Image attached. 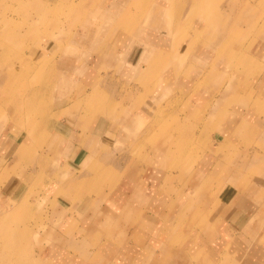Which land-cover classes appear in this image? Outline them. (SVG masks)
Wrapping results in <instances>:
<instances>
[{"label":"rangeland","instance_id":"1","mask_svg":"<svg viewBox=\"0 0 264 264\" xmlns=\"http://www.w3.org/2000/svg\"><path fill=\"white\" fill-rule=\"evenodd\" d=\"M107 1L0 0V35H2L0 37V77L3 78L2 81L0 80V221L7 220L5 224H0V246L6 243L2 238V233L5 234L2 229L11 227L18 228L24 233V236L19 239L20 264H59L65 255L68 261H71L69 264H156L154 259L159 257L160 264H174L175 261H172L176 259L177 252L187 253L188 256L184 255L185 264H189L193 258V263L196 264L195 260L199 261L203 257L214 264L217 262L219 264H246L241 253L240 255L236 253V258L229 256L226 261H217L215 255L218 252L217 249H213L212 243L209 244L210 241L206 237L203 241L200 240L203 235L200 230L203 229L202 225L197 222H187L182 230L172 232L175 234H171L173 238L170 239L169 245L174 249L171 247L170 255L168 252L167 254L163 252L153 254L149 250V245L155 238L159 225L156 223L157 220L149 217L152 215L150 209L152 197L148 203L137 201L139 199L137 191L142 185L139 173L140 176L137 177L136 182L130 183L132 188L133 185L136 188L135 192L133 189L129 193V197L132 195L131 201L134 209L130 219L100 221L94 218L97 216V211L105 210L110 199L119 197L122 198L123 204L128 202L129 197L126 201L122 191L128 181L127 175L130 171L139 166L143 170L144 164L149 162L162 169L166 167L182 171L187 167L172 165V163L176 164L178 162L176 159H182L181 163L194 162V157L199 153L201 157L195 164L197 168L202 159H207L215 150L216 144H211L206 139L207 133L213 132L218 141L222 138L216 132L218 128L212 124L218 120L212 121L213 118H210V111L207 108L202 109L195 106L197 109H202L198 111L204 116L202 121L209 120L210 126L214 127H209L208 124L202 125L203 122L194 125L189 121L185 122V119H180L186 111L189 113L192 110L188 96L187 99L183 95L182 99L176 98L157 103L155 112L150 107L151 97L152 94L161 95L162 90L169 93L167 89L172 88L170 78L172 82L174 75L178 74L177 69L171 68L170 65L175 57L182 56L185 61L194 53L200 58L201 55H205L202 54L203 51H207V56L212 55L209 51L215 53L210 70L215 60L222 56L244 60L247 55H250L249 59L254 61V65H259L257 59L261 55L259 57L262 59L260 62L263 63L261 69L256 66L247 69L241 64L240 68L245 73L238 70L234 73L239 74L238 76L241 73L245 82L249 81L250 73L256 70L260 71L258 77H263L264 45L260 44L258 38L264 31V0H229V11L226 10L227 0H212L215 2L207 7L199 6L198 9L193 6L190 8L188 17L177 24L179 7L170 10L166 8L170 0H155L154 4L157 1L165 3L160 15V19L164 22L160 24L163 30L169 28L170 32L162 31L166 37L162 38L161 46L162 48L170 46L171 52L167 55L162 52L161 63L151 65V70L146 71V84L141 83L139 79V83H135L136 79L128 74L126 79L125 74L122 76L123 71L117 64L119 62L124 64L128 55L109 52V55L99 56L96 51L101 42L102 32L99 31L105 25L102 20ZM139 1H143L148 12L149 8L154 6L152 4L154 0ZM246 2L256 6L255 12L249 10L250 6ZM42 7L46 9L44 14L41 12ZM181 7L187 10L189 6L186 7L184 4ZM227 13L241 14V19L232 20L231 16L225 15ZM147 24L151 28L158 26L153 22H147ZM174 25L178 28V41L175 38V32L173 36L169 35ZM150 26L137 27L135 23L126 31L129 34L139 35L142 33L141 29H148ZM118 34L114 35L113 44L116 43ZM10 35H17V37L14 41H7ZM136 35H132L133 41L137 45H142L143 41L135 40H141V37H136ZM189 41L194 43L195 51L190 52L185 48V44ZM141 47H134V60L142 54ZM91 49H95V52H91ZM117 49L121 50L119 47ZM117 53H119L118 50ZM45 63L47 66L44 76L39 79L36 77L38 68ZM65 63L69 65V73L62 67ZM79 63L84 64V69L76 78L75 82L79 84L75 85L72 75L75 72V66ZM110 64L114 68H111ZM180 65L182 64L177 63V67ZM63 77L65 80L68 77L69 80L66 82L69 86L59 88L58 80ZM10 78L13 82L8 84L7 81ZM180 79L184 80L182 75ZM243 79L238 78V81L243 82ZM164 86L167 89H163ZM187 87L188 85H178L177 91ZM200 87L201 85H196L193 90ZM220 87L221 82L208 89L205 87V89L211 93L210 98H213L219 93ZM34 88H38V93H35ZM245 89L246 86L242 84L239 89L231 87L233 92L230 93L244 95ZM177 91H172V93ZM30 95L35 98L36 106L27 105ZM63 95L64 99L61 100L60 97ZM19 102L22 103L19 104ZM239 103L242 102L235 100V102L226 103L230 115L238 113L239 109H242V112L247 111L248 106L244 107ZM260 107L264 108V105L261 104ZM129 109L130 114L145 109L146 113H150V118L146 125H139L134 129L133 134L130 133L131 136H126V130L121 121L123 116L128 115ZM19 114H22V120H18ZM71 115L75 116L78 121L77 125L73 127L75 129L70 125L66 126L77 133L75 132V137L72 138V144H68L71 148L65 152V149L58 148L56 141L57 137H63L69 142L72 137L70 133H65L66 138L64 134L59 133L62 131L61 126L64 121H67L66 124L72 123ZM105 119L108 120L107 127H111L109 135H105L106 127V130L102 131L94 141L93 149H88L86 142H88L87 137L91 127ZM226 119L228 123L233 120L232 117L229 119L227 116ZM255 121L256 125L252 132L242 137L230 132L231 125L222 127L223 130L228 131L229 140L223 148L216 151V155L217 157L225 156L224 159L232 162L229 165L230 168L233 162L242 158L240 153L247 156L251 150L257 149L255 151L260 150L264 154V109H261ZM179 126L182 128L189 126V128L186 129L187 132L179 134ZM257 126L258 132L254 131L257 130ZM190 128L197 136L195 142L199 151L195 148L192 136L189 135ZM91 139L94 140V136ZM175 140L181 145L174 144ZM24 145H28L29 152ZM162 146H170V151L165 156L167 161H170V165H159L158 151L160 149L158 148ZM21 147L23 148L20 151ZM149 147L151 150L147 151ZM154 148L156 152L153 154ZM85 149L88 150L85 151ZM16 150L18 153L15 152ZM86 153H89L87 155H91L92 159L90 157L85 159ZM16 154L18 155L17 160L13 161L12 157L16 158ZM143 157L148 160H143ZM82 159L85 163L81 168L79 165ZM139 159L143 160L141 165L138 163ZM94 161L95 165L92 166ZM75 167L83 172L101 167L107 171L108 176L95 185L94 183L91 186L87 184L81 190L79 188L70 190L82 174L78 173L79 170L76 171ZM260 168L257 166L254 169ZM231 170L233 167L228 168L227 171L226 169L221 170L220 176L212 181L208 178V189L213 185L216 192L221 188L230 192L235 190L236 184L232 182L233 171ZM249 175L248 178L251 179L253 174ZM112 179L118 180L113 189L115 182H112ZM188 180L186 176L184 181L174 182L171 186L167 184L164 189H167L166 194L171 198L175 197L183 186H187ZM241 185L239 184L240 196L242 195L254 204L264 202V191H260L251 199L245 195V191L243 192V189L247 187L243 186V183ZM239 187L237 186L236 190ZM61 189H64L65 193L59 195ZM79 193H81L80 199L76 198ZM232 194L231 198H235L234 191ZM239 194L237 192V196ZM210 218L209 222L212 223L214 220ZM88 219H91L90 222H100L101 228H94L86 234ZM254 219L256 220L255 217ZM198 236L200 238H197ZM257 245L264 250V234L260 235ZM1 247L0 258L4 257L3 260H8L10 253ZM198 252H201V257L195 258L194 255ZM139 256L140 258H137ZM3 260L0 264H7ZM11 261V264H16L15 259Z\"/></svg>","mask_w":264,"mask_h":264},{"label":"crops","instance_id":"2","mask_svg":"<svg viewBox=\"0 0 264 264\" xmlns=\"http://www.w3.org/2000/svg\"><path fill=\"white\" fill-rule=\"evenodd\" d=\"M170 0V3L167 4V9H175V7H180L182 9L181 17L185 18L188 17V12L190 8L193 7V1L192 0ZM185 1V2H184ZM199 3V6L206 7L209 4H212L215 1L212 0H195ZM155 0L152 2L154 4ZM218 2V1H217ZM229 0H227V6L226 10L229 11ZM165 5L162 1H157L154 6H161ZM189 6L188 9H184L181 7L182 5ZM249 6L252 4L249 2H246ZM181 5V6H180ZM153 7V6H152ZM106 11L104 15V19L102 20L105 25L103 29H101L99 32H102L101 36V42L99 45V49L104 48L106 51L110 53H115L117 55L123 54L128 55L126 62L124 61V64H117L119 66L120 70L122 72V76L125 74V79L128 77H134L136 79L135 83H139L138 79L141 80V83L146 84V71L151 70V65L155 64V60L161 56V53L168 54V52H171L170 46L169 47H163L162 44V38L166 37L165 33H162L163 27H161V22H164L160 19L161 12H157L154 15V20L152 21L154 25L158 24V26L155 27H148V29H141L142 33L139 35H136L134 33H127V31H124V29L130 25L137 24V27H143L145 26L144 23V17H145V11H146V5L144 6L143 1L139 0H133L130 4H128L127 1L124 0H108L106 4ZM150 10V8H149ZM250 10V9H249ZM256 10V6H254V11ZM176 12V11H175ZM236 13H227L225 15L231 16L232 20H238L241 19V14ZM257 18V17H256ZM257 20V19H256ZM113 23V24H112ZM264 30V29H263ZM118 32H121L118 34ZM117 36L116 43L113 44L114 41V35ZM124 35V36H123ZM132 35H136V37H141L140 39H135L139 41H143L142 45L135 44V41H133ZM141 35V36H140ZM259 37L260 44L264 45V31L261 33ZM135 46H142L143 49L142 54L138 56L137 60H134L133 58V49H135ZM119 47L121 50L117 49ZM217 47H215L216 49ZM164 49V50H163ZM117 50L119 53H117ZM91 52H95V49H91ZM99 50H97L98 53ZM207 51H203L202 54L206 55ZM211 53V56H205L201 55L200 58L198 55L192 53L191 56L187 57L184 61V58L182 56L175 57L170 65L171 68H176L178 71V74H175L174 77L170 78V83L172 84V88L167 89L166 86L163 87L166 88L169 93H165L162 90V94L158 95L155 94V96L152 94L151 102L152 104L150 107L151 110L155 112L157 103H163L167 100H174L176 98H181L183 95L188 96V102L192 108L190 112L186 111L183 117L180 119H185V122L189 121L193 123L194 125H197L200 122H203L204 116L198 112L199 110H202L203 108H207L210 112V118H213L212 121H217L215 123H212L215 125L216 132H218V135L222 138L221 141H218L216 136L213 135V132L210 131L206 135V139L211 142V144H216V148L214 151H212L211 155L208 156L207 159L203 158L201 163H199L198 167H195V164L198 163L197 160L201 157L198 153L196 157H194V162L185 161L184 163H181L179 160L176 164L172 163V165L176 166H186L187 168L183 169L182 171L176 170V169H168V168H159L157 165H154L152 163L144 164V169L140 168V166L137 169H134L129 172L127 175V183L124 186V190L122 191V195L126 198V201L129 197V193L133 191H136V188L133 185H130V183H135L137 177L141 175L142 179V185L141 189L137 191L139 195V199L137 201H142L140 203L146 202L148 203L150 198L152 197V201L150 202V209L152 211V215H149L150 218L153 217L154 220H157L156 223H158L159 226H157V234L155 238H153V241H151V244L149 245V250L151 252L156 253H165L167 252L170 255V251L174 249L173 246L172 249L169 245L170 239L173 237L171 234H175L172 232H175V230H182L184 226H186V223L192 222V223H199L201 224V228L203 230H200V233L203 232L202 238L200 240H204L206 237L208 239L209 244L212 243L213 249H217L216 258L217 261H226L230 257L236 258V253L242 256V259L246 264H264V250L263 248H259L257 245L258 240L260 239V235L264 234V202L257 204L252 203V201L247 200L242 195L240 196L239 192L241 191L240 186L241 183H243V186L247 187L246 189H243V192L245 191V195L249 196L251 199H253L260 191H264V154L260 150L255 151L257 149L251 150L247 156L245 154H241L242 157L239 161L233 162V174H232V182H234L239 188L237 189V186H234L233 190L236 194L235 198L233 197L232 192L225 190L224 188L219 189L217 192L214 191L213 185L210 186V189H208V183L207 180L209 178V181H212L216 179L218 176H220V172L215 169L216 166H219L218 168H225L231 169L229 165L232 162H229L228 159H224V157L219 156L217 157L216 151L223 148L228 140L229 136L225 130H223L224 126H232L230 128V132L232 134L235 133V135H238L239 137H242L244 134L251 133L253 128L256 125L255 117H258V114L261 112V104L264 105V76L258 77L260 74V71H255L250 73L249 81L245 82L242 74L234 73L235 70L242 71L241 64H243L247 69L249 67L256 66L257 68L261 69L263 66V63L260 62L259 55L257 64L254 65V61H251L249 59L250 55H247L246 58L241 60H234L228 56H222L215 60L211 70L210 67L213 62V56L215 53ZM135 56V55H134ZM180 61H184L181 62ZM177 63L182 64L177 67ZM67 64V63H65ZM63 64V68L65 71L67 70L68 73L70 72L68 69V64ZM93 64H91L92 66ZM111 65V64H110ZM60 66V68L62 69ZM75 72H73V82L75 85H78L79 82L76 84V78L78 75H80L81 71L84 69V64L79 63V65L75 66ZM96 68V67H95ZM111 68H114L113 65H111ZM116 69V68H115ZM244 69V68H243ZM141 71V76H139V73ZM128 74V75H127ZM138 74V76H137ZM182 75L184 80H179V77ZM264 75V74H263ZM142 77V78H141ZM67 81L69 80L68 77H66ZM238 78H242L243 82L240 80L238 81ZM63 80L64 77L62 78ZM65 80V82H66ZM183 82V83H181ZM221 82V87L219 93L217 95H214L213 98L211 97V93L207 91L210 86L215 85L216 83ZM61 83V81L59 82ZM68 83V82H66ZM246 86L244 95L240 96L239 94H231L230 92H233L231 90V87H234L235 89L242 85ZM58 84V83H57ZM178 85H188L187 88H183V90H178ZM201 85V87L197 90H193L194 86ZM223 85V86H222ZM69 86V83H68ZM59 87V85H58ZM206 87V89H205ZM172 91H177L176 93H172ZM255 92V93H254ZM138 93V92H137ZM136 94V93H135ZM65 95V94H64ZM64 95L60 97V99H64ZM232 95V97H230ZM254 95V96H253ZM66 96V95H65ZM169 99H168V97ZM209 96V97H208ZM182 99V98H181ZM241 101L242 103H239L240 105L246 107L248 106V109L246 112H242V109L238 110V113H235L233 116L230 115L228 112V103L229 101ZM246 100L248 102H246ZM77 101V100H74ZM249 103V105H248ZM195 106H199L202 109H197ZM218 106H220V109H218ZM142 111H136L133 114L129 113L126 116H123L121 124H124L125 130H126V136H131L133 134V131L135 128H137L139 125H146L147 121L150 118V113H146L145 109H141ZM255 114V115H254ZM254 115V116H253ZM226 116L230 119L232 117L231 122H226ZM108 118V117H105ZM113 118V117H111ZM195 118V119H194ZM64 119V117H63ZM70 119L72 120V123L66 124L67 121L63 122V125L61 126L62 131H59V133L64 134L70 133L72 137L69 139L68 144H72V138L75 137V132L77 131L73 130L76 123L78 122L75 118V116L71 115ZM105 119L104 121L100 122L98 121L94 127H91L92 129L89 132V135L87 138L88 142H86L88 145V149H93L94 147V141L97 139L98 136H100V133L102 131L106 130L108 120ZM71 122V121H70ZM206 122V123H205ZM202 123L208 124L210 126V121L207 120ZM74 123V124H73ZM72 126L73 129H70L68 126ZM199 125V124H198ZM221 127V128H220ZM223 127V128H222ZM189 128V126L178 127L180 130L179 134H182L184 132H187L186 129ZM115 129V127H114ZM113 129V130H114ZM229 129V128H228ZM257 130H254L258 132V126L256 127ZM111 130V127H107V132L105 135H109ZM139 130V129H138ZM183 130V132L181 131ZM114 133V131L112 132ZM111 133V134H112ZM131 133V134H130ZM144 134V131H143ZM189 135L192 136V139L194 142L197 139V136L194 135V132L192 131V128L189 130ZM94 136V140L92 138ZM63 138V137H61ZM66 138V137H65ZM139 138V137H138ZM199 138V137H198ZM140 139V138H139ZM138 139V140H139ZM64 142V138H63ZM67 143V140H66ZM14 146V143H13ZM195 148L198 150V146L195 142ZM74 149V148H73ZM88 149H85L88 150ZM96 149V148H95ZM147 151L151 150L149 147L146 149ZM199 151V150H198ZM240 152V150H238ZM84 156V158H91V155ZM239 154V153H238ZM246 157V158H244ZM256 158V159H255ZM92 159V158H91ZM188 159V157L186 158ZM138 161L139 165L143 163V160L139 159ZM197 161V162H196ZM81 168L84 166V159L80 162ZM95 161L93 162L92 166L94 165ZM170 161H167L166 158H160L159 159V165H170ZM59 166L61 168V161L59 163ZM257 166H260V169H254ZM80 168V169H81ZM91 169V168H90ZM75 170L78 171L75 167ZM78 173H83L84 177L86 176L87 171H81L79 170ZM90 176L95 175V170H90L88 172ZM94 173V174H93ZM138 173L140 175H138ZM213 173V175H212ZM253 174V177L251 176L249 179L248 175ZM59 176V174H58ZM187 176V180L189 183H187V186H183L177 193L175 197L171 198L167 193V189H165L166 185L169 184L170 186L174 182L184 181V178ZM250 176V175H249ZM62 177V176H59ZM247 177V178H246ZM65 179V178H63ZM248 183H245L244 182ZM112 182H115V185L112 187H116L117 181H114L112 179ZM254 188V189H251ZM111 189V190H112ZM149 191V193H148ZM230 192V193H229ZM238 192V196H237ZM110 193V192H109ZM108 193V194H109ZM241 193V192H240ZM107 194V195H108ZM134 195V194H133ZM150 195V196H148ZM131 196L128 199V202H122V198L119 197L116 199H110L108 206L105 208V210L97 211L96 217L94 220L100 219V221H113V220H123L126 221L130 219V216L133 212L132 208V201ZM133 199V198H132ZM170 199V200H169ZM212 216V217H211ZM104 217L105 219H101ZM211 217V218H210ZM256 218V220L254 219ZM258 217V218H257ZM213 219L214 221L212 223L209 222ZM93 220V221H94ZM91 219H88V227L85 229H89L88 231L93 230L94 228H101L100 222H90ZM90 222V223H89ZM192 224L190 223V226ZM195 228V227H193ZM191 228V230L193 229ZM86 232V234L88 233ZM82 236H84V232H82ZM144 236V235H143ZM168 236V241H167ZM197 238H200L199 236ZM164 239V241H162ZM166 239V240H165ZM149 242V241H148ZM153 242V243H152ZM204 243V242H203ZM208 244V245H209ZM204 246V244H201ZM76 246V243H75ZM201 250L204 251L203 248ZM206 252V251H205ZM201 253V252H200ZM200 253H195L194 257H201ZM211 254L210 252H207ZM152 254V255H153ZM177 256H175L176 259H174L172 262L174 264H185V256H188L187 253H176ZM213 256V255H212ZM211 256V257H212ZM203 257V256H202ZM206 257V256H205ZM137 258H140L137 257ZM160 258V257H159ZM156 258L155 263L160 264V259ZM232 258V259H233ZM67 255L63 256L59 264H69L71 261H68ZM189 260H191L189 258ZM194 260V258H193ZM193 260L191 262L189 261V264H194ZM196 264H210V260L207 258H201L199 261L196 259ZM210 262V263H209ZM214 264V263H211ZM219 264V262H217Z\"/></svg>","mask_w":264,"mask_h":264},{"label":"bare ground","instance_id":"3","mask_svg":"<svg viewBox=\"0 0 264 264\" xmlns=\"http://www.w3.org/2000/svg\"><path fill=\"white\" fill-rule=\"evenodd\" d=\"M127 2H128V4H130L133 0H126ZM60 4H62V2H59ZM210 5V4H209ZM208 5V6H209ZM163 6L164 5H162L161 4V6H153V7H151L150 8V10H149V12L148 11H145V17H144V25L145 26H150V25H148L147 24V22L148 23H151L154 19V15L157 13V12H161V11H163ZM178 6V5H177ZM176 6V7H177ZM193 6H194V8H198L199 7V3L198 2H195V1H193ZM254 6L255 5H251L250 6V11L251 12H253L252 10H254ZM207 7V6H206ZM193 8V7H192ZM199 9V8H198ZM198 9H197V13L199 14L200 12H198ZM46 11V9H44V7H42V9H41V12H42V14H44V12ZM48 12H49V10H48ZM181 13H182V9L179 7V9H178V14H177V22H176V24L177 23H179L181 20H182V18H180L181 17ZM184 19V18H183ZM147 24V25H146ZM175 24V25H176ZM174 25V27L172 28V32L169 34V35H172L173 34V32H175V38H176V40L178 41V28L176 27ZM130 26H133V24L132 25H130ZM129 23H128V26L124 29V31H126L129 27ZM151 27V26H150ZM217 30H219V28L217 27ZM164 32L165 33H167V32H170V30H169V28H166V29H164ZM2 35H0V37H1ZM173 36V35H172ZM16 37H17V35H10L9 37H8V39H7V41H14L15 39H16ZM114 37V36H113ZM193 42H187L186 44H185V48L188 50V51H190V52H192V51H195L196 50V48L195 49H193ZM99 46H102V45H99ZM99 46H98V54H99V56L100 55H103V54H106V55H109V52L108 51H106L104 48H102V49H99ZM97 51V50H96ZM168 53H170V52H168ZM230 55L232 54L231 52L229 53ZM108 57V56H107ZM120 61V60H119ZM161 61H162V58H161V56H159L156 60H155V64H158V63H161ZM47 66V64L45 63V64H43V65H41V67L40 68H38V72H37V75H36V77L37 78H39L40 79V77L42 78V76H44V71H45V67ZM10 71V70H9ZM8 71V72H9ZM140 71V70H139ZM11 73V72H10ZM141 76V71H140V73H139V77ZM147 77V76H146ZM45 78V77H44ZM2 77H0V80L2 81ZM0 81V82H1ZM61 81V83H59L58 85H59V88H65V87H67L68 86V83H66L65 82V80H63L62 78H61V80H58V82H60ZM11 82H13V79L12 78H10V80L9 81H7V83L8 84H10ZM53 82V81H52ZM42 84V83H41ZM51 84V83H50ZM50 86V85H49ZM40 87V86H39ZM41 88V87H40ZM38 89V88H37ZM37 89H35L34 88V90H35V93H38V91H37ZM40 90V89H39ZM22 102H19V104H21ZM36 104V102H35V98L32 96V95H30L29 96V100L27 101V105H30L29 107H31V105H34V106H36L35 104ZM23 106H24V104H23ZM19 116H20V118L18 119V120H22L23 119V117H22V114H19ZM66 140L67 139H64V142H63V138H59V137H57V146H58V148H60V149H65V152L67 151V150H69L71 147H69V145H68V142L66 143ZM185 141H187V139H185ZM174 142V144H180L179 143V141H177V140H175V141H173ZM15 145V144H14ZM181 145V144H180ZM15 147V146H14ZM24 147H25V149L27 150L28 148V145H24ZM179 147V146H178ZM23 147H21L20 148V151H21V149H22ZM95 149V148H94ZM97 149V148H96ZM158 149H160L159 151H158V154L160 155L159 156V158H165V156H167L168 155V153H169V151H170V146H162L161 148L159 147ZM28 152H29V149L27 150ZM35 151V150H34ZM15 152H17V150L15 151ZM65 152H64V154H65ZM156 151H155V148H154V150H153V154L155 153ZM18 153V152H17ZM31 153V152H30ZM31 154H33V152L31 153ZM17 154H16V158H13L12 157V160L14 161H16L17 160ZM4 159V158H3ZM143 160H148V159H145L144 157L142 158ZM5 160H6V158H5ZM177 161H179L178 159H176ZM94 165H95V163H94ZM217 167V168H216ZM215 167V169L216 170H218V171H221V170H225V168H218L219 166H216ZM108 169V168H107ZM111 170V169H110ZM109 172V171H108ZM94 174V173H93ZM110 174V173H109ZM81 175V177L77 180V183H75L76 184V186H75V184H74V186L73 187H71L70 188V190H76L75 188H79V190H81V188H83V187H85V186H87V184L88 185H92L93 183V185H95V184H97V182L98 181H101L103 178H105L106 176H108L107 175V171H104V169L103 168H99V169H95V175L94 176H90V174L87 172L86 173V176L84 177V174L82 173V174H80ZM57 179H59V177H57ZM60 181V180H59ZM63 183H65V182H63ZM62 193H65V190L64 189H61V192L59 193V195L60 194H62ZM64 198V197H63ZM62 198V199H63ZM76 198H81V193H79L78 194V196H76ZM7 222V220H3L2 222L0 221V224H5ZM4 232H5V234L4 233H2V238L4 239V241H6V243L4 244V245H2V249H4V250H6V251H8L9 253H10V255L8 256L9 258H8V260H3L4 259V257H2V259L0 258V261L1 260H3V262H7V264H11V260H16L15 261V263L16 264H20V261H19V258H18V251H19V247H20V242H19V239H21L23 236H24V233L23 232H21L18 228H15V229H13V228H11V227H8L7 229L6 228H3L2 229ZM89 229H86V231H85V233L88 231ZM95 243H96V240H95ZM19 244V245H18ZM86 255V254H85ZM24 262V261H23Z\"/></svg>","mask_w":264,"mask_h":264}]
</instances>
